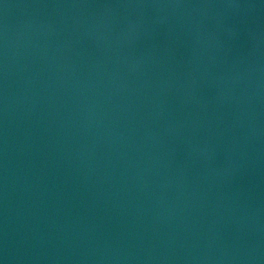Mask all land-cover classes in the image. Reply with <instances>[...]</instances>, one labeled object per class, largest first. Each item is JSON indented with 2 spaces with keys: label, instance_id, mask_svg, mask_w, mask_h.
<instances>
[{
  "label": "water",
  "instance_id": "1",
  "mask_svg": "<svg viewBox=\"0 0 264 264\" xmlns=\"http://www.w3.org/2000/svg\"><path fill=\"white\" fill-rule=\"evenodd\" d=\"M0 264H264V0H0Z\"/></svg>",
  "mask_w": 264,
  "mask_h": 264
}]
</instances>
